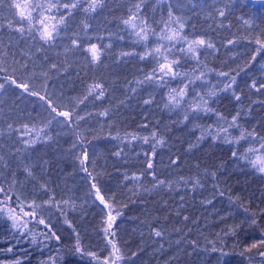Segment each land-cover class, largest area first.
Segmentation results:
<instances>
[{
  "label": "trees",
  "instance_id": "1",
  "mask_svg": "<svg viewBox=\"0 0 264 264\" xmlns=\"http://www.w3.org/2000/svg\"><path fill=\"white\" fill-rule=\"evenodd\" d=\"M9 2L6 0V4ZM137 3L141 0H104V6L96 12L74 10L55 45L42 46L40 51L38 41L20 39L18 33L9 30L11 12L6 4L0 6V54L7 69L0 77L11 75L26 81L58 111L72 112L71 120L66 121L45 101L11 85L0 93V188L12 196L13 206L17 195L40 204L51 197V206L38 211L60 237L59 242L46 239L42 233L47 229L35 222L29 226L31 233L21 237L7 216L0 214L3 264L16 259L21 264H103L110 256L111 246L103 231L108 210L96 200L93 181L79 163L85 151V166L96 177L106 199L112 198L113 215L120 213L113 222L115 237H108L125 254L126 259L118 264H264L259 255L264 245L244 251L264 239V176L232 156L233 151L242 155L247 148L258 147L260 137H264V88L256 90L264 84V50L252 59L258 47L256 38L264 39V3L167 0L158 4L156 0H143L141 18L147 19L157 33L165 28L171 5L174 16L185 22L184 34L203 37L214 45L213 49H202L198 67L193 61L181 62V72L199 75L203 71L205 76L190 86L193 91L175 109L165 107L166 97L172 88L183 87L182 78H166L169 83L161 87L158 79H145L157 67L156 60L140 59L157 46V36L149 34L148 41L138 42L121 21L130 8L135 11ZM82 5L86 7L87 0H82ZM74 39L79 42L78 48L72 45ZM90 44L101 49V62L96 65L84 52ZM123 52L131 55L121 56ZM25 63L27 72L21 67ZM219 72L229 76H219ZM230 77H235V83L227 91H220ZM94 83L103 85L105 95L101 99L88 94ZM209 90L217 92L209 98L214 111L200 112L193 118L190 106L196 94ZM235 95L241 97L239 101ZM145 100L152 102L145 104ZM103 112L107 115H100ZM185 113L190 117L187 121L183 119ZM237 113V127L229 129V139L244 131L255 134V143L251 137L225 143L207 135L198 141L209 126L227 127ZM80 116L85 119L79 120ZM153 133L163 140L162 145L156 144L155 152ZM31 139L37 143L26 147L23 141ZM26 167L33 176L27 175ZM153 174L165 185L153 187ZM134 175L140 179L134 181ZM193 180H199L202 186L193 188ZM4 199L0 193V201ZM207 200L212 203H205ZM253 217L256 224L251 223ZM230 228H235V234L225 235ZM153 229L163 235L156 237ZM32 235L38 243L31 242ZM77 237L83 254L74 250ZM9 247L11 253L7 252ZM213 247L217 251H212ZM221 250L227 256H222ZM88 253H94L97 259Z\"/></svg>",
  "mask_w": 264,
  "mask_h": 264
},
{
  "label": "snow or ice",
  "instance_id": "2",
  "mask_svg": "<svg viewBox=\"0 0 264 264\" xmlns=\"http://www.w3.org/2000/svg\"><path fill=\"white\" fill-rule=\"evenodd\" d=\"M158 4L166 3L167 0H156ZM261 3H264V0H260ZM141 3H137L134 5L135 11L131 8L129 9V15L127 18H121L123 25L131 30V34L138 38L139 41H148L149 34L157 36V46L151 49L148 52H145L144 55L140 56L141 60H145L149 57H152L156 60L157 67L152 70L151 73L146 75L145 79L148 81H152L154 79H158L160 81V86L169 83V79L176 80L178 77H181L180 80L183 87L180 88H172L166 97L165 107L169 109H175L179 107L182 102H185L189 96V93L193 91L190 87L195 85L197 81L202 80L205 76L203 71L200 72L199 75H190L188 72H181L180 66L182 61H193L195 65L198 67L202 61L200 59L201 55L204 53L202 49H213L214 45L209 40L204 39L203 37H195L189 38L186 34H184L185 22L179 16H174L171 5H169L168 9V20L165 21V28L161 29L159 33L156 32L154 28L148 23L147 19L141 18ZM6 0H0V6H5ZM11 12L12 19L8 20L7 27L9 30L14 31L19 34L20 39H24L26 37L31 38L33 41H38L40 47H37V51L41 50L42 46L52 47L55 45V41L60 33L62 27L66 26L68 23V17H71L74 13V10H79L83 8V11L87 13L96 12L98 9L104 6V0H87V6L83 7L82 0H10L9 3L6 4ZM195 6V5H193ZM61 9L65 10L64 13L57 15V13L61 12ZM220 16H224V12H219ZM245 23L248 24L249 21L245 20ZM2 27V26H0ZM85 29H87L88 25H84ZM251 42V41H250ZM229 44H232L233 41H229ZM255 43L258 47L255 49L252 59H256V54H262L261 50H264V39L257 37ZM183 44L184 46L178 47V45ZM73 47L78 48L79 42L77 40H72ZM147 46V45H146ZM84 52L87 53V56L90 57V62L92 65H96L101 62V49L97 47L96 44H90L87 48L84 49ZM176 52H179L180 55L177 56ZM23 55V53H22ZM131 53L123 52L121 56H128ZM31 58V57H29ZM5 63V59L3 54H0V73H6L7 69L3 66ZM14 63H18V61H14ZM23 71H28L27 63L22 66ZM53 68L56 67L55 64L52 65ZM16 69H14L15 71ZM196 69H193L195 72ZM43 75L47 76V73H43ZM219 76H229L226 72L217 73ZM185 79L187 82H185ZM0 80H3L0 83V93L6 92V85L14 86L16 89H20L21 93L27 94L28 96H36L40 100L45 101L51 108L52 112L56 113L57 116H63L66 121H70L72 117V112L69 111H58L57 108L49 101L44 95H40L39 92L33 91L30 84L28 82H21L18 78H14L11 75H4L0 77ZM235 83V77H230V82L226 83L224 88L220 91H227L232 85ZM253 88H256L255 83L252 84ZM261 88H264V84L260 85V88H256L257 91H260ZM88 94H95L96 99H101L104 97L105 92L103 89V85L100 83H94L89 86ZM217 92L215 90H209L205 94H196V99L193 100L190 106V112L195 118L196 114L200 112H204L205 114L211 113L214 110L209 105V98L215 97ZM239 95H235V99L237 101L240 100ZM86 99V97H85ZM83 101H81L82 103ZM151 100H145V104H150ZM100 115H107V112L100 113ZM219 115V114H217ZM240 114L232 116L231 122L228 123L227 127L222 125L218 126L216 129H212L209 126V130L205 133L202 132L201 136L198 137V141L202 140L205 135L210 136L213 141L222 140L225 143H239L240 140H246L249 137L252 138L253 143L256 142V136L254 133H246L244 131L240 132L238 137H234L233 139H229V129L237 127V119ZM189 114L185 113L183 119L185 121L189 120ZM79 120H84L85 117H78ZM221 120L224 118L221 116ZM51 123V120L48 121ZM9 129L12 128V125H8ZM27 128V125H25ZM30 132L31 129H28ZM39 135V134H37ZM135 138V137H133ZM152 138L155 140V144L153 145V152H155L156 144L162 145V139H156V134L153 133ZM77 139H80V136H77ZM145 143L148 142V138H144ZM23 143L26 147H33L36 143V139L25 140ZM196 145H192L190 147H194ZM75 147V145H73ZM19 151V149H17ZM117 156L120 155L119 152L116 153ZM232 156L237 159L244 160L251 169L258 173L261 176H264V137H260V142L258 147H249L246 151L239 155L238 152L233 151ZM0 159H3L0 157ZM88 160V154L85 151L83 154V159L79 160L81 168L84 172H86L89 177L92 179L91 188L95 193V198L104 206L105 209L108 210L107 216L105 218L103 227V231L105 233V238L108 240V244L111 246L110 256L103 260V264H118V262L126 259L125 254L122 249L118 246L114 239H108L109 236L115 237V232L113 231V222L116 220V217L120 215L119 212H116L113 215V203L112 198H107L102 193L101 188L99 187L96 181V177L88 171V168L85 166ZM173 164L176 163L175 160L172 161ZM148 168H153V164L151 161L148 162ZM25 172L29 177L33 176V173L30 168H25ZM213 179L216 177V173H212ZM125 179H128L125 176ZM132 179L134 181H138L140 179L139 176H133ZM153 180L155 181L153 187H159L165 185L164 180H156L155 175L153 174ZM184 183H188L185 181ZM193 188L202 186L199 183V180L192 181ZM43 187V185L41 186ZM169 187H171L169 185ZM0 193H3L5 199L0 201V204H3V207H0V214H4L7 216V219L11 221V226L14 231H19L21 237H27L31 233L30 224L35 222L36 224L42 225L44 229H47L46 232L42 233L46 239H56L59 242L60 237L56 235L52 228L46 223L45 219L40 215V209L45 206L50 207L52 198L49 197L48 200H45L43 204L37 203L35 200L26 201L22 196L17 195L15 200V206L12 203V196L5 192L3 188H0ZM183 199V197H181ZM67 203V201H65ZM205 203H212L211 200L205 201ZM58 210L63 212V209L58 207ZM247 211V209H245ZM264 215V214H262ZM185 220L188 217H184ZM252 224L257 223V219L255 217L252 218ZM71 226V225H69ZM25 229H29L28 232H25ZM154 235L156 237H161L163 233L160 230L153 229ZM50 234V235H49ZM235 228H230L225 235H234ZM31 242L33 244L38 243L35 235H32ZM193 247H196L195 241L192 242ZM264 245V239L260 240L259 243H252L250 246L244 249L245 252H251L253 249H256ZM75 252L82 253V248L80 245L79 237H77V241L74 247ZM13 249L9 247L7 252L11 253ZM212 251H217L215 247L212 248ZM94 260L97 259L94 253H88ZM136 253H132V256H135ZM222 256H227V253L221 250ZM261 258H264V251L259 252ZM3 264V262H0ZM11 264H21L20 259H16L11 262Z\"/></svg>",
  "mask_w": 264,
  "mask_h": 264
}]
</instances>
